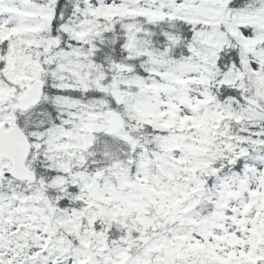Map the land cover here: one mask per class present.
<instances>
[{
	"label": "snow or ice",
	"instance_id": "obj_1",
	"mask_svg": "<svg viewBox=\"0 0 264 264\" xmlns=\"http://www.w3.org/2000/svg\"><path fill=\"white\" fill-rule=\"evenodd\" d=\"M0 264H264V0H0Z\"/></svg>",
	"mask_w": 264,
	"mask_h": 264
}]
</instances>
